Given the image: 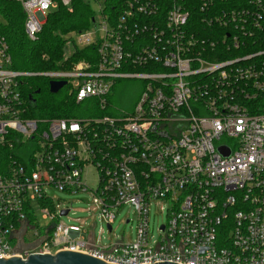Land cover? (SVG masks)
<instances>
[{
    "label": "built area",
    "instance_id": "obj_1",
    "mask_svg": "<svg viewBox=\"0 0 264 264\" xmlns=\"http://www.w3.org/2000/svg\"><path fill=\"white\" fill-rule=\"evenodd\" d=\"M13 1L35 39L48 14L74 0ZM87 1L98 6L97 35L93 26L76 33L97 62L13 69L0 33V259L73 252L107 264H264V0ZM34 76L66 80L76 103L97 112L30 116L23 86ZM134 78V109L109 110L117 82ZM50 189L90 191L111 227L115 210L134 207L136 240L97 247L93 229L63 222L71 209ZM152 209L167 217L157 242Z\"/></svg>",
    "mask_w": 264,
    "mask_h": 264
},
{
    "label": "trees",
    "instance_id": "obj_2",
    "mask_svg": "<svg viewBox=\"0 0 264 264\" xmlns=\"http://www.w3.org/2000/svg\"><path fill=\"white\" fill-rule=\"evenodd\" d=\"M115 6H111V9ZM0 13L4 22L0 33L9 44L13 69L36 73L54 70H70L82 61L97 62L94 44L78 47L67 54V35L88 30L93 25L95 11L87 0H74L73 8L60 6L48 14L41 32L35 39L29 38L25 29V13L19 2L0 0ZM50 79L41 76L28 77L24 82V96L30 102V116L73 117L77 105L69 88L58 93L50 91ZM40 90L38 94L37 91ZM30 96L35 98L31 102Z\"/></svg>",
    "mask_w": 264,
    "mask_h": 264
},
{
    "label": "rangeland",
    "instance_id": "obj_3",
    "mask_svg": "<svg viewBox=\"0 0 264 264\" xmlns=\"http://www.w3.org/2000/svg\"><path fill=\"white\" fill-rule=\"evenodd\" d=\"M93 7L95 11H98V6L94 5ZM3 22L4 18L0 13V24ZM92 26V33H94L92 37H95L97 35V32L95 31L96 28L95 25ZM67 38V54L74 50V44L82 48L89 43V40L80 38V35L76 32L68 34ZM65 88L69 87H64L63 90ZM141 88L142 82L140 79L134 78L119 80L115 89L108 98L110 104L109 110L112 109L111 107H114L117 110H133L138 102ZM97 110L98 109L93 106L89 100L77 104L74 108V112L77 117L94 115ZM87 183L88 187L92 189H95L98 186L97 171L93 167L89 169ZM49 193L53 198L60 200V202H57L60 209H71L69 216L62 219L64 223L75 224L80 222L85 224L88 230L93 229L97 247L101 246L103 248H108L118 241H124L129 244L136 240L138 216L134 207L127 205L119 211L115 210L116 219L112 225V231L110 232L107 227V223L99 216L98 213L93 211L95 205L90 191L70 194L50 189ZM127 221H130L131 223L126 224ZM166 222L167 217L165 212L161 213L160 211L152 209L150 217V236L152 237V242H157L159 238V229ZM34 240L35 238L31 235L30 238L27 239V242Z\"/></svg>",
    "mask_w": 264,
    "mask_h": 264
},
{
    "label": "water",
    "instance_id": "obj_4",
    "mask_svg": "<svg viewBox=\"0 0 264 264\" xmlns=\"http://www.w3.org/2000/svg\"><path fill=\"white\" fill-rule=\"evenodd\" d=\"M66 80H51L50 91L52 93H58L65 85ZM40 90L37 91L39 93ZM32 98V96H30ZM34 101V100H33ZM67 211H63V215L66 216ZM109 230H112L110 225L107 226ZM0 264H107L101 260H98L90 255L73 253V252H59L55 255H31L26 260L20 258H5L0 259ZM157 264H174V263H157Z\"/></svg>",
    "mask_w": 264,
    "mask_h": 264
},
{
    "label": "flooded vegetation",
    "instance_id": "obj_5",
    "mask_svg": "<svg viewBox=\"0 0 264 264\" xmlns=\"http://www.w3.org/2000/svg\"><path fill=\"white\" fill-rule=\"evenodd\" d=\"M39 93H40V92H39ZM39 93H38V94H39ZM32 99H34V102H35V98H34L33 96H32Z\"/></svg>",
    "mask_w": 264,
    "mask_h": 264
}]
</instances>
